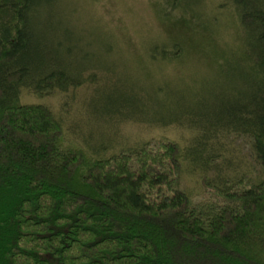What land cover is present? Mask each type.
<instances>
[{"label": "trees", "instance_id": "obj_1", "mask_svg": "<svg viewBox=\"0 0 264 264\" xmlns=\"http://www.w3.org/2000/svg\"><path fill=\"white\" fill-rule=\"evenodd\" d=\"M221 1L238 33L220 49L203 9L159 2L184 38L153 58L182 63L201 38L222 78L210 94L204 84L188 88L190 98L154 86L152 104L141 105L151 114L139 123L196 132L186 143L128 146L88 142L75 117L21 103L25 91L76 89L85 74L66 61L72 49L62 48V59L39 28L44 0H0V264H264V0ZM220 136L242 139L249 170Z\"/></svg>", "mask_w": 264, "mask_h": 264}, {"label": "rangeland", "instance_id": "obj_2", "mask_svg": "<svg viewBox=\"0 0 264 264\" xmlns=\"http://www.w3.org/2000/svg\"><path fill=\"white\" fill-rule=\"evenodd\" d=\"M44 1L39 12V28L51 32L52 44L61 45L62 59L67 58L65 47L72 49L73 56L66 61L71 63L74 73L85 74L86 82L66 93L56 92L45 97L25 91L21 103L44 105L64 117H75V131L88 142L113 139L130 146L163 139L186 143L192 138L194 130L188 132L175 126L151 127L139 123L136 118L151 114L150 111L143 112L141 105L152 104L151 91L158 84H167L169 89L185 98L192 97L188 88L198 91L202 84L210 86L209 94L213 93L212 88L222 77L216 71L209 42L198 38L190 44L191 53L182 63L170 65L153 57L170 40L184 38V32L178 20L160 15L158 5L163 0ZM184 2L195 4L198 11L203 9L204 21L213 22L212 28L219 31L218 38L221 39L217 44L219 49L235 41L237 25L230 16L231 11L229 13L219 5L221 0ZM177 15L189 18L188 14L179 12L171 17ZM92 75L95 82L90 83ZM218 92L217 98L222 91ZM125 97L132 102L121 108ZM118 115H123V121L119 122ZM219 138L226 153L227 150L232 152L231 157L238 161L242 158V171L249 170L248 147L242 139ZM188 185L198 189L192 180Z\"/></svg>", "mask_w": 264, "mask_h": 264}]
</instances>
